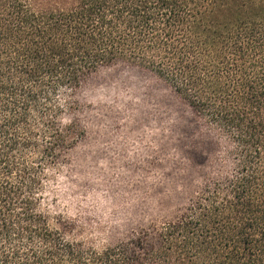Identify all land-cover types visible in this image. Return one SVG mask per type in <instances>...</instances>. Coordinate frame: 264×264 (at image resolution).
<instances>
[{
    "label": "trees",
    "instance_id": "obj_1",
    "mask_svg": "<svg viewBox=\"0 0 264 264\" xmlns=\"http://www.w3.org/2000/svg\"><path fill=\"white\" fill-rule=\"evenodd\" d=\"M116 67L168 89L210 166L152 235L97 244L50 185ZM0 264H264V0H0Z\"/></svg>",
    "mask_w": 264,
    "mask_h": 264
},
{
    "label": "rangeland",
    "instance_id": "obj_2",
    "mask_svg": "<svg viewBox=\"0 0 264 264\" xmlns=\"http://www.w3.org/2000/svg\"><path fill=\"white\" fill-rule=\"evenodd\" d=\"M80 99L86 136L53 175L57 210L97 244L152 235L208 176L196 119L153 77L125 67L98 73Z\"/></svg>",
    "mask_w": 264,
    "mask_h": 264
}]
</instances>
